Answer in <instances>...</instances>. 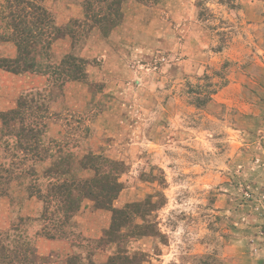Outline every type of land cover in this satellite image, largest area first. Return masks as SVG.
<instances>
[{"label": "rangeland", "instance_id": "obj_1", "mask_svg": "<svg viewBox=\"0 0 264 264\" xmlns=\"http://www.w3.org/2000/svg\"><path fill=\"white\" fill-rule=\"evenodd\" d=\"M41 1L64 33L69 27L76 34L55 40L42 60L55 66L73 53L88 61L86 77L64 82L67 67L51 69L40 97L25 94L49 108L40 141L13 136L16 116L0 125V231L31 219L21 227L44 264H264V0H183V18L170 11L179 0L173 7L139 0L176 32L167 42L168 34H158L143 60L129 46L139 56L125 64L105 63L99 48L86 50L95 5L70 17L75 0ZM142 62L148 70L124 73ZM0 70L1 114L41 83L29 81L34 72ZM17 110L27 118L32 108L27 100ZM32 155L38 180L25 179ZM87 155L113 166L80 169L77 161ZM60 165L69 173L56 177ZM96 174L116 179L121 191L112 204L122 213L80 197L73 216L64 215L53 183ZM46 241L56 243L50 249Z\"/></svg>", "mask_w": 264, "mask_h": 264}, {"label": "trees", "instance_id": "obj_2", "mask_svg": "<svg viewBox=\"0 0 264 264\" xmlns=\"http://www.w3.org/2000/svg\"><path fill=\"white\" fill-rule=\"evenodd\" d=\"M124 1L125 0H85L84 8H86V10H91L94 5L98 9L97 12L93 14L92 21L95 24L94 26L99 28L104 37L108 36L112 29L120 24L122 20L120 8ZM101 5H105L104 13L103 9H101ZM89 29H91V27H89ZM68 31V33H64L63 29L56 25L54 17L48 9L42 5L41 0H0V40L12 42L17 50L15 59H0V69L6 70L12 74L34 72L50 77L49 73H51V69L52 71H54V69L55 71L58 70L59 73V71L61 72L60 68L67 67V70H65L66 81L64 80V82H80L85 80V69L88 65V61L75 56L73 53L63 56L59 64L55 66L47 65L45 64L46 62L42 60L44 57L47 58L50 54L52 43L55 40L65 35H69L71 39H75L76 34L73 29L70 30L68 27ZM74 43L75 42L72 43V49L74 48ZM36 95L40 97L39 93ZM27 100L32 110L28 114V117L25 118V115L18 113L17 109L19 107L23 108ZM20 101L22 102L19 104ZM48 109L47 102L42 98H35V100L32 101L26 99L25 96L21 97L15 110L0 114L1 125L4 127L9 123V116H16L20 129L16 130L13 136L26 143L33 140L40 141L38 137H40L42 131L45 130V125L40 121L49 120L46 116L49 112ZM27 119H30L31 122L29 123L30 120ZM24 123L26 126H23ZM41 124L44 129L42 128V130H39L37 126ZM25 131L27 134H24ZM27 147L24 149L31 152L30 150L32 147ZM35 149L33 150L35 151ZM31 160L34 164L31 166V169L27 170L29 171V176H26L25 179L38 180L39 177L34 168L36 161H39L38 157L32 155ZM98 162H104L113 166L107 159L94 157L92 155H87L82 160L77 161L80 169L83 170L88 169L89 166L96 165L94 168L96 173L98 170ZM61 166L62 165L59 166L56 173L52 172L54 176L62 177L69 173L68 169L62 168ZM1 170L2 169H0V171ZM51 171L52 170H49V172ZM115 180L116 179H113L110 183H107L105 177L96 174L93 179L87 182L77 183L75 179L72 178V182L68 184L62 183L56 185L53 183V186H55L54 191L58 194L57 196H60L62 199L57 200L60 206H63L64 215L70 214V216H73L79 209L80 197H85L94 202L95 208L111 210L115 215L122 213V211L119 212L113 208L112 204L121 191L119 184ZM35 194L41 199L37 192ZM31 196H33L32 193L30 194V197ZM24 221H31V219H20V226L0 231V264H44V260L36 252L34 242L26 236L24 229L21 227ZM44 235H47V233H44ZM110 235L109 232L108 236ZM50 238L52 239L53 237Z\"/></svg>", "mask_w": 264, "mask_h": 264}, {"label": "crops", "instance_id": "obj_3", "mask_svg": "<svg viewBox=\"0 0 264 264\" xmlns=\"http://www.w3.org/2000/svg\"><path fill=\"white\" fill-rule=\"evenodd\" d=\"M76 5H72V8L69 10L70 17H80L82 14V8L85 3V0H75ZM162 1V0H160ZM172 1V2H170ZM180 6L179 8L170 9V11H178V15L182 18L184 17L185 12L188 10V4L187 2H184L183 0H179ZM170 6L173 7V3H176V0H169ZM177 6V5H176ZM121 13H122V20L119 25H117L112 31L108 34V36L104 37L100 30L97 27H94L92 31H90V39L87 44L86 50H90L89 47L92 50H96L97 48L100 49V57L104 60V62H122L125 64V59H136L139 54L133 53L131 49L130 51H126V48L128 49L129 46H136L138 48L137 52H141V58L146 59L147 56L151 53V48L156 46V43L158 41V34L160 36L166 35L165 42H167V38L172 37L171 34H174L176 31L171 26V23L166 21L165 19L161 21L156 16V8L149 7L141 3L139 0H125L121 4ZM181 25V24H180ZM178 28V27H177ZM176 29V28H175ZM162 30V31H159ZM159 31V32H158ZM143 40V41H141ZM144 41L148 42V45L146 48V43ZM62 43H67V40H60ZM144 45H143V44ZM4 47V48H3ZM8 47V54H4L3 49ZM0 50L2 51V55H0V59H15L17 56V50L14 44L10 42H5L1 45ZM155 49H152V51ZM93 52V51H92ZM143 52H146L143 54ZM96 55V54H94ZM83 57H86V55H82ZM91 56H88L90 58ZM144 62V61H143ZM139 63L137 67L134 69L135 71H130L131 67L128 69L124 68V73L128 74H139L143 73L145 70H148L146 65L144 63ZM129 70V71H128ZM2 71V70H0ZM4 73L10 74L7 71ZM12 74V73H11ZM13 76H19L22 77V74H12ZM32 79L29 81L35 82V79H40L41 86L38 85H32L28 90L24 91V93L20 94L19 97H24L25 94H27L29 91H34L36 93L43 92L45 88V78L43 74L35 73L34 75H29ZM9 79V77H8ZM11 79V77H10ZM44 79V80H43ZM13 108H9L8 110H2L1 113L10 111ZM1 125V122H0ZM1 127V126H0ZM43 244L44 241H41ZM54 241H46V244H48L52 249L54 245ZM39 251L40 248L38 247ZM51 251V250H47ZM45 254V253H44Z\"/></svg>", "mask_w": 264, "mask_h": 264}]
</instances>
